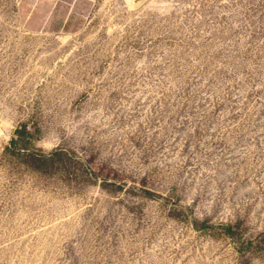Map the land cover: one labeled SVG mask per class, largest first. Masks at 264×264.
Masks as SVG:
<instances>
[{"label":"rangeland","instance_id":"1","mask_svg":"<svg viewBox=\"0 0 264 264\" xmlns=\"http://www.w3.org/2000/svg\"><path fill=\"white\" fill-rule=\"evenodd\" d=\"M0 264H264V0H0Z\"/></svg>","mask_w":264,"mask_h":264},{"label":"trees","instance_id":"2","mask_svg":"<svg viewBox=\"0 0 264 264\" xmlns=\"http://www.w3.org/2000/svg\"><path fill=\"white\" fill-rule=\"evenodd\" d=\"M16 133L19 135V136H22L23 134H26V133H29L28 130H27V125L24 124L22 125L21 128L17 129L16 130ZM18 144V141L17 139H12L11 141V145L12 146H16ZM43 159H46L48 158L49 156L48 155H43L41 156ZM227 232L230 233L231 232V227H227Z\"/></svg>","mask_w":264,"mask_h":264}]
</instances>
